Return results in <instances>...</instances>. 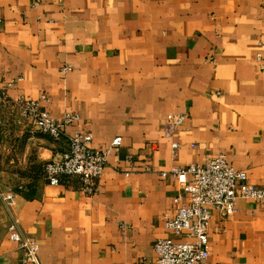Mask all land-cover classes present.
<instances>
[{
  "label": "crops",
  "instance_id": "1",
  "mask_svg": "<svg viewBox=\"0 0 264 264\" xmlns=\"http://www.w3.org/2000/svg\"><path fill=\"white\" fill-rule=\"evenodd\" d=\"M42 95L109 150L94 194L47 181L67 141L15 105ZM219 154L264 187V0H0V191L16 195L0 198V264H23L24 237L37 264H156L159 239H188L166 225L189 201L162 171ZM210 244L209 264H264V202L214 211Z\"/></svg>",
  "mask_w": 264,
  "mask_h": 264
},
{
  "label": "built area",
  "instance_id": "2",
  "mask_svg": "<svg viewBox=\"0 0 264 264\" xmlns=\"http://www.w3.org/2000/svg\"><path fill=\"white\" fill-rule=\"evenodd\" d=\"M46 99V95H42L40 99L20 96L15 103L23 117L28 119L37 131L57 141H67V149L61 156L45 165L46 179L52 185L77 179L79 189L92 195L105 172L109 150L95 148L90 132L77 130L68 135L67 128L79 120L80 116L67 113L63 117H54L43 106L42 102ZM184 119L185 115H175L168 127V134ZM122 141V137H117L113 144L120 146ZM174 146L177 148L178 145ZM129 174L126 172V175ZM161 174L165 177L173 176L180 184L181 193L176 201H189L188 205L181 206L175 215L166 218L169 229L188 239H159L155 243L158 254L156 264H209L210 228L214 211L229 216L236 212L241 199L264 202V187L250 183L247 173L235 168L225 154L211 157L205 163L175 167L171 171H162ZM0 198L13 204L16 195L14 192L0 191ZM16 229L17 225L13 223L10 230ZM21 248L24 251L23 264L38 263L40 245L36 240L24 237Z\"/></svg>",
  "mask_w": 264,
  "mask_h": 264
}]
</instances>
